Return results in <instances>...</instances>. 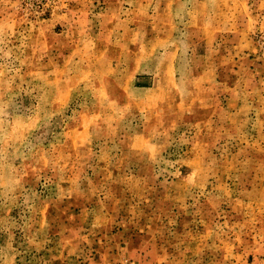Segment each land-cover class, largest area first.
Returning a JSON list of instances; mask_svg holds the SVG:
<instances>
[{
  "label": "rangeland",
  "instance_id": "obj_1",
  "mask_svg": "<svg viewBox=\"0 0 264 264\" xmlns=\"http://www.w3.org/2000/svg\"><path fill=\"white\" fill-rule=\"evenodd\" d=\"M0 264H264V0H0Z\"/></svg>",
  "mask_w": 264,
  "mask_h": 264
}]
</instances>
